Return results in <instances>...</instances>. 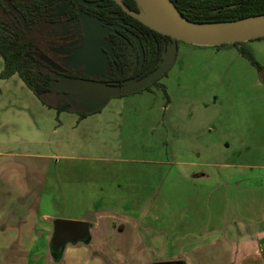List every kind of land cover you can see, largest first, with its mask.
Instances as JSON below:
<instances>
[{
	"label": "rangeland",
	"instance_id": "1",
	"mask_svg": "<svg viewBox=\"0 0 264 264\" xmlns=\"http://www.w3.org/2000/svg\"><path fill=\"white\" fill-rule=\"evenodd\" d=\"M75 3L80 6L79 0ZM97 36L109 50L106 58L111 57L106 35ZM206 48L178 43L175 63L160 80L168 87L166 95L153 87L113 98L80 124L77 114L57 118L17 75L0 81V264H62V255L50 249L55 220L94 222L101 215L119 230L122 222L123 228L143 223L150 234L153 219L159 218L155 226L164 227L171 217L170 226L182 233L192 230L188 223H197L199 208L206 220L207 211L210 217L224 198L233 200L234 188L264 186V170L240 169L264 166L259 146L264 142L262 73L241 55L215 56L218 49ZM80 51L73 57L72 50L61 51L62 63L84 69ZM99 62L100 69L88 75L102 76L106 61ZM2 67L0 59V71ZM57 80L54 92L60 101L85 112L79 106L87 98L62 91L64 80ZM228 165L233 168L225 169ZM198 173L208 177L187 179ZM252 198L242 196V202ZM74 245L91 257L100 254L103 264H114L108 256L117 251L114 246L108 250L93 237ZM183 248L145 238L133 251L151 254L153 264L178 261Z\"/></svg>",
	"mask_w": 264,
	"mask_h": 264
},
{
	"label": "trees",
	"instance_id": "2",
	"mask_svg": "<svg viewBox=\"0 0 264 264\" xmlns=\"http://www.w3.org/2000/svg\"><path fill=\"white\" fill-rule=\"evenodd\" d=\"M84 1L93 4L94 7L84 5L78 7L72 0H0V58L3 61L0 81L17 75L43 106L55 110L57 118L62 113H73L78 115V120H83L93 114L60 101L58 94L54 92L57 76L120 85L129 79L142 78L155 70L162 54L171 45L169 37L141 24L123 12L113 0ZM171 1L186 19L196 23L234 21L264 14V0ZM237 1L240 2L236 3ZM121 2L128 10L139 12L135 0H121ZM230 2L237 4L235 8L228 7L231 5ZM63 5H67V8L60 12ZM220 7L224 9L213 11ZM79 12L97 17L105 24L120 25L124 28L116 34L105 37L113 57L105 65L102 76L88 75L80 66L62 63L65 56L61 51L72 50L73 57L83 48ZM75 23L78 24L77 27H74ZM128 33L140 40V48ZM248 43L220 45L213 48L218 50L236 48L238 53L260 72L263 68ZM62 44L70 49L63 48ZM166 75L167 73L163 77ZM160 80L138 93L157 87L166 95V87L160 83ZM92 255L96 258L101 257L97 253Z\"/></svg>",
	"mask_w": 264,
	"mask_h": 264
},
{
	"label": "crops",
	"instance_id": "3",
	"mask_svg": "<svg viewBox=\"0 0 264 264\" xmlns=\"http://www.w3.org/2000/svg\"><path fill=\"white\" fill-rule=\"evenodd\" d=\"M249 45L257 61L263 68L261 73L262 79H264V39L254 40ZM200 49L209 48L200 47ZM213 51H215V56L226 55L232 59H238L240 56L236 48H225ZM232 65L233 69L236 68L235 63L232 62ZM252 68L255 70L254 67ZM256 72L258 71L256 70ZM15 76H12L8 80L13 79ZM166 88L168 89L167 85ZM99 113L101 112L93 113L88 117ZM88 117L83 120L77 119V124L82 123ZM259 146L260 148H264V142ZM167 148L170 149L169 143ZM229 165L224 168L227 170L232 169L233 166ZM240 169H246L250 173L252 170H264V166H242ZM237 175L242 176L243 173L240 172ZM192 176L197 177L198 181L208 177L207 173L193 174L190 178L189 176L187 177V179L191 180H189L190 182L194 181ZM250 179L252 181L255 180L252 177ZM254 186L259 187L248 188V190H235L234 188V192H231L229 195L233 200L229 201V199L226 200L224 198L225 200L222 201V205L220 207L216 206L212 210L210 217L207 215L209 212L207 211L206 220H203L204 216L202 215L201 208H199L197 213L201 214L196 218L197 223H188L192 224V230H189L187 227L184 232H178L170 226V224L173 225L171 217L168 218L164 227H160L161 225L155 226V221H159V218L157 220L153 219L152 232L150 234L144 232L143 223L140 224V227L136 225L137 228L136 226L131 227V225L124 226L123 228L122 222L120 224L122 225V229L119 230L118 225L113 226L110 217L107 218L106 216L100 215L96 217L94 222L85 221L89 223V240L91 241V237H93L97 244L108 246V250L109 246H114L113 249L117 250L115 254L108 252V256L114 264H150L149 258L151 254L133 251V246L138 242L142 243L145 238L147 241L151 238L153 244L168 246L183 245L184 248L180 252L181 258L178 260L181 264H264V186L262 184ZM256 189L259 191H256ZM242 196L253 198L247 202H242ZM221 197H223L222 194ZM151 206V210L154 209V212H159V208L157 209L154 205ZM187 210L189 212V208ZM137 229L140 231L138 232ZM116 230L118 231L117 233ZM109 235H115L120 240H109ZM119 244L123 245L122 247H125L127 251L123 252ZM167 255H171V252H168ZM173 258H179V256H173ZM166 260L169 261L168 259ZM165 261L160 260L157 262ZM62 264L103 263L100 259L91 257L84 247L72 245L69 247L66 246L62 254Z\"/></svg>",
	"mask_w": 264,
	"mask_h": 264
},
{
	"label": "water",
	"instance_id": "4",
	"mask_svg": "<svg viewBox=\"0 0 264 264\" xmlns=\"http://www.w3.org/2000/svg\"><path fill=\"white\" fill-rule=\"evenodd\" d=\"M75 2V0H72ZM126 14L145 25L158 34L171 39V45L162 54L158 67L142 78H133L122 84H108L95 80L63 78L60 84L62 91L82 93L87 100L81 102L79 108L86 113H95L109 100L117 97L136 94L152 86L160 80L175 63L178 52V43H185L197 47H217L252 42L264 38V14L250 16L234 21L215 23H196L186 19L171 0H135L139 12L128 10L121 0H113ZM80 5L94 7L93 4L79 0ZM79 7V6H78ZM84 47L81 54L84 58V72L100 69L99 60L106 61V46L101 43L97 33L106 36L116 34L121 27L114 25H102V21L88 14H80ZM138 48L140 40L128 33ZM143 56L141 57V63ZM64 88V89H63ZM89 223L85 221L55 220L53 223V235L50 240V249L53 254L61 256L68 244L84 243L89 240ZM154 264H181L179 261L156 262Z\"/></svg>",
	"mask_w": 264,
	"mask_h": 264
},
{
	"label": "flooded vegetation",
	"instance_id": "5",
	"mask_svg": "<svg viewBox=\"0 0 264 264\" xmlns=\"http://www.w3.org/2000/svg\"><path fill=\"white\" fill-rule=\"evenodd\" d=\"M199 1H201V0H199ZM216 2H217V1H216ZM216 2H215V3H216ZM238 2H240V1H237L236 3H238ZM230 3H231V5L228 6V7L231 8V9H232V8H235V6L237 5L236 3H233V2H230ZM222 9H224V8H221V7H220V8H215L213 11H214V12H218V11H220V10H222ZM92 17H93V16H92ZM96 18H97V17H96ZM98 19H99V18H98ZM78 20H79V19H78ZM99 20H100V19H99ZM101 21H102V20H101ZM102 23H103L102 25H104V26L111 25V24H105L103 21H102ZM77 26H78V24L75 23L74 27H77ZM114 26H118V25H114ZM118 27H121V28H122L121 30L124 29V28H123L122 26H120V25H119ZM80 28H81V25H80ZM116 31H119V30H116ZM109 35H111V34H109ZM82 36H83V35H82ZM107 36H108V35H107ZM105 37H106V36H105ZM104 39H105V38H104ZM105 41H106V40H105ZM106 43H107V42H106ZM107 44H108V43H107ZM83 47H84V42H83ZM108 48H109V46H108ZM109 49H110V48H109ZM110 51H111V50H110ZM108 54H109V53L105 51V56H107ZM111 54H112V56L109 57V58H107V60H106V64H107L108 60H109V59H112V57H113V53H112V51H111ZM106 64H105V65H106ZM104 71H105V67H104Z\"/></svg>",
	"mask_w": 264,
	"mask_h": 264
}]
</instances>
